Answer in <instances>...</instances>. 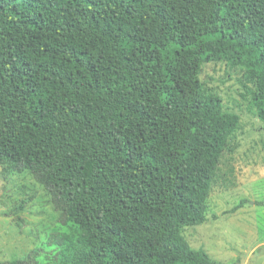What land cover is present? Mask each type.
Returning a JSON list of instances; mask_svg holds the SVG:
<instances>
[{
    "label": "trees",
    "instance_id": "obj_1",
    "mask_svg": "<svg viewBox=\"0 0 264 264\" xmlns=\"http://www.w3.org/2000/svg\"><path fill=\"white\" fill-rule=\"evenodd\" d=\"M214 46L264 101V0H0V169L72 231L59 264H223L183 236L232 140L198 96Z\"/></svg>",
    "mask_w": 264,
    "mask_h": 264
},
{
    "label": "rangeland",
    "instance_id": "obj_2",
    "mask_svg": "<svg viewBox=\"0 0 264 264\" xmlns=\"http://www.w3.org/2000/svg\"><path fill=\"white\" fill-rule=\"evenodd\" d=\"M232 55L214 46L200 62L198 96L221 99L232 140L212 186L206 223L184 229L183 236L223 264H264V101L254 99L252 74L229 65ZM64 233L72 231L58 222L42 187L27 172L3 175L0 169V261L25 260L39 250L35 264H59L51 239Z\"/></svg>",
    "mask_w": 264,
    "mask_h": 264
}]
</instances>
